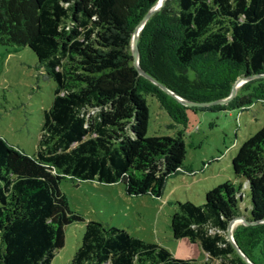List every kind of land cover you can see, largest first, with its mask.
I'll return each mask as SVG.
<instances>
[{"label":"trees","instance_id":"obj_1","mask_svg":"<svg viewBox=\"0 0 264 264\" xmlns=\"http://www.w3.org/2000/svg\"><path fill=\"white\" fill-rule=\"evenodd\" d=\"M156 1L0 0V43L31 48L46 68L42 77L56 83L36 156L0 137V264H52L66 227L84 221L63 179L162 196L184 163L186 141L179 131L147 134V97L169 115V127L185 125L188 109L218 108L186 106L135 67L132 34ZM138 46L140 66L183 98H225L238 78L256 75L230 104L264 100V0H165ZM232 169L235 179L207 190L202 204L177 202L173 237L199 239L222 264H249L218 232L241 216L252 223L237 224L234 239L252 263L264 264V125L242 143ZM72 263L210 264L95 220L86 222Z\"/></svg>","mask_w":264,"mask_h":264},{"label":"rangeland","instance_id":"obj_2","mask_svg":"<svg viewBox=\"0 0 264 264\" xmlns=\"http://www.w3.org/2000/svg\"><path fill=\"white\" fill-rule=\"evenodd\" d=\"M43 73L46 68L31 48L0 43V137L30 156L37 154L44 113L55 96V81L42 77ZM147 99L150 108L147 134L184 133L187 153L183 165L167 180L161 197L150 193L129 194L121 182L63 179L61 188L71 208L79 212L84 221L66 227L65 245L55 251L52 264H73V255L90 220L122 227L132 235L158 242L175 257L222 264L221 258L208 257L199 239L174 238L172 215L178 209V201L202 204L207 190L235 179L232 158L242 143L264 125V100L237 107L230 104V99L217 104V109H188L185 125L169 127L172 120L166 111L154 97ZM246 206L242 204L244 212ZM218 232L230 241L227 231Z\"/></svg>","mask_w":264,"mask_h":264},{"label":"water","instance_id":"obj_3","mask_svg":"<svg viewBox=\"0 0 264 264\" xmlns=\"http://www.w3.org/2000/svg\"><path fill=\"white\" fill-rule=\"evenodd\" d=\"M165 0H157L151 7L150 9L144 14V16L142 17V19L138 22V24L136 25L133 34H132V38H131V50H132V55L134 58V65L137 68V70L139 71L140 74H142L143 76L147 77L148 79H150L151 81H153L155 84L159 85L162 89H164L166 92H168L169 94H171L172 96H174L175 98H177L180 102H182L184 105L186 106H198V107H204V106H209V105H215V104H219V103H224L229 101L230 99H232L237 91H238V87L240 85H242L243 83H245L246 81L256 77V75H248V76H243L238 78L233 86H232V90L231 93L225 97V98H220V99H216V100H211V101H192V100H188L186 98H183L182 96H179L178 94L174 93L173 91H171L170 89H168L164 84H162L161 82H159L158 80H156L154 77H152L150 74H148L139 64V46H138V41H139V36H140V32L142 30V27L144 26V24L146 23V21L155 13L157 12L164 4ZM240 220L242 223L245 224H250L252 222L246 220L244 217H237L232 219L227 227V232H228V236L230 238V242L233 245V247L235 248V250L238 252V254L244 259L246 260V262H248L249 264H254L252 263L245 255L244 253L241 251V249L239 248V246L237 245L234 236H233V230H232V226L234 221L236 220ZM264 221V220H263ZM259 222V221H258Z\"/></svg>","mask_w":264,"mask_h":264},{"label":"bare ground","instance_id":"obj_4","mask_svg":"<svg viewBox=\"0 0 264 264\" xmlns=\"http://www.w3.org/2000/svg\"><path fill=\"white\" fill-rule=\"evenodd\" d=\"M238 222H239V220L237 219L236 221H234V223H233V226H232V229L235 227V225H237L238 224Z\"/></svg>","mask_w":264,"mask_h":264}]
</instances>
